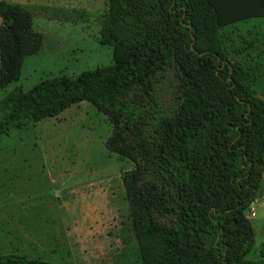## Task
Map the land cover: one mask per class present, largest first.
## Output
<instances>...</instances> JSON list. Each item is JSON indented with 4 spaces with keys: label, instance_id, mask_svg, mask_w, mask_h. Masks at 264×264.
<instances>
[{
    "label": "trees",
    "instance_id": "1",
    "mask_svg": "<svg viewBox=\"0 0 264 264\" xmlns=\"http://www.w3.org/2000/svg\"><path fill=\"white\" fill-rule=\"evenodd\" d=\"M104 1L100 44L112 64L15 88L0 101V132L89 103L113 127L108 152L134 165L121 181L141 264H260L246 259V213L263 181L264 100L219 37L250 17L246 0ZM42 44L31 14L0 0L1 90ZM168 78L174 97L163 107L155 92ZM0 264L50 263L11 254Z\"/></svg>",
    "mask_w": 264,
    "mask_h": 264
},
{
    "label": "rangeland",
    "instance_id": "2",
    "mask_svg": "<svg viewBox=\"0 0 264 264\" xmlns=\"http://www.w3.org/2000/svg\"><path fill=\"white\" fill-rule=\"evenodd\" d=\"M2 1L31 14L43 44L25 59L19 80L0 89V101L15 88L26 92L46 79L112 64V49L100 44L104 0ZM247 1L243 12L250 17L228 21L219 37L264 100V0ZM228 9L233 17L236 6ZM173 87L168 78L157 88L163 107L172 104ZM112 130L105 115L83 102L0 132V255L50 264H141L121 181L134 165L106 149ZM254 211V217L246 213L254 231L246 259L264 264V173Z\"/></svg>",
    "mask_w": 264,
    "mask_h": 264
},
{
    "label": "built area",
    "instance_id": "3",
    "mask_svg": "<svg viewBox=\"0 0 264 264\" xmlns=\"http://www.w3.org/2000/svg\"><path fill=\"white\" fill-rule=\"evenodd\" d=\"M249 214H250L251 217L255 216L254 203L249 208Z\"/></svg>",
    "mask_w": 264,
    "mask_h": 264
},
{
    "label": "crops",
    "instance_id": "4",
    "mask_svg": "<svg viewBox=\"0 0 264 264\" xmlns=\"http://www.w3.org/2000/svg\"><path fill=\"white\" fill-rule=\"evenodd\" d=\"M256 201V200H255Z\"/></svg>",
    "mask_w": 264,
    "mask_h": 264
},
{
    "label": "water",
    "instance_id": "5",
    "mask_svg": "<svg viewBox=\"0 0 264 264\" xmlns=\"http://www.w3.org/2000/svg\"><path fill=\"white\" fill-rule=\"evenodd\" d=\"M253 204V203H252Z\"/></svg>",
    "mask_w": 264,
    "mask_h": 264
}]
</instances>
